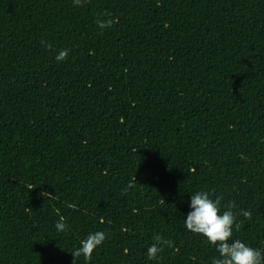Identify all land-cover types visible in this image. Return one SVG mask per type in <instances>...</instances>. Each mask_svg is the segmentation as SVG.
<instances>
[{"label": "trees", "instance_id": "obj_1", "mask_svg": "<svg viewBox=\"0 0 264 264\" xmlns=\"http://www.w3.org/2000/svg\"><path fill=\"white\" fill-rule=\"evenodd\" d=\"M82 4L0 0V264H212L198 191L264 256V0Z\"/></svg>", "mask_w": 264, "mask_h": 264}, {"label": "clouds", "instance_id": "obj_2", "mask_svg": "<svg viewBox=\"0 0 264 264\" xmlns=\"http://www.w3.org/2000/svg\"><path fill=\"white\" fill-rule=\"evenodd\" d=\"M76 6H83L82 0H74ZM104 15L111 16V13ZM116 18L107 20L97 19V26L101 29L112 26L117 23ZM43 43V41H42ZM51 47V45H48ZM68 49H62L56 56L57 61H64L69 55ZM136 179V178H135ZM134 182H130L125 189L133 188ZM41 196L51 199L53 195L49 192H41ZM222 197L212 199L208 191H198L191 195L190 208L192 209L188 214L184 224L187 230L195 234H202L207 241L215 245L219 252V258H215L212 264H264V256L258 249H254L240 240H231L233 236V229L239 230L240 224L236 222V215L231 210L234 205H228V210L221 214V200ZM242 215L246 219L252 218L251 211H242ZM57 231L65 232L68 230V225L64 222V217L61 216L59 221L55 224ZM106 239V233L97 231L91 233L88 237L81 241V246L73 251L72 264L78 257L83 256L86 260L91 259L94 250L101 245ZM156 243L147 249V256L150 260H155L158 253L163 252V247L159 245L162 243V238L159 234L154 237Z\"/></svg>", "mask_w": 264, "mask_h": 264}]
</instances>
